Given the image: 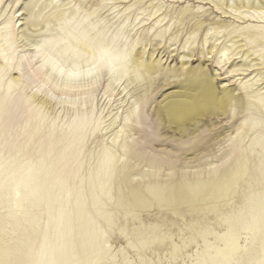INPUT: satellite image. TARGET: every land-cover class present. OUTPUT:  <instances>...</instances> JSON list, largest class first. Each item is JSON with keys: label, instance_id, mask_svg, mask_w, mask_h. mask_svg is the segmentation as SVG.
Listing matches in <instances>:
<instances>
[{"label": "rangeland", "instance_id": "obj_1", "mask_svg": "<svg viewBox=\"0 0 264 264\" xmlns=\"http://www.w3.org/2000/svg\"><path fill=\"white\" fill-rule=\"evenodd\" d=\"M24 1L26 0H0V44L2 45L0 61H4L1 48H4L5 45V51L15 57L21 56L24 64V73L17 69L19 61H16L12 68L8 67L9 75L21 78L20 84L14 86L9 91L10 94L7 92L6 82L0 87V166L10 156H13V160L16 162L31 159L32 163L43 158L45 168H49L57 161L55 171L50 177L51 186L48 201L43 204L45 210H43L42 226L39 231V242L45 240L51 243V240L53 242L55 238L54 231L58 221L66 220L65 213L60 215V208L72 205L74 199L72 196L80 185V181L83 178L87 179L91 173H95L101 160L103 147L111 144L112 140L117 138L126 126L135 124L133 121L126 124L124 120L127 115L131 114L136 102L139 103L142 112L151 113L164 94L184 88V73L180 68L181 54L190 58L192 66L199 64L207 66L212 76L218 71L219 75L215 77L214 84L222 94L225 85L231 89L233 87L236 94L244 95L241 83L246 80L244 78L248 74L246 76V73L242 71L231 72V64L239 62V60L243 61L244 54L232 55L228 53L224 56L220 49L230 40V37L232 38L231 34L237 25L238 27L248 23L264 25V20L240 17L238 13L235 14V8L229 6V0H205V2L204 0H55V2L66 3L63 4L68 10L70 9L67 16L74 11L75 14L77 13L76 19L87 17L86 24H93L96 31L105 30L108 38L118 33L117 39L120 43L132 44L138 40L137 44L140 46L137 45V47L145 46L147 55L154 49H156V56L163 55L164 61L166 60L164 63L169 64L172 69L143 80L144 82H139L138 84L142 83L139 87L137 83H134V87L133 84L127 86L126 80L111 81L110 74L106 69L99 76H95L98 72L90 75L83 74L79 77L81 82L73 79V76L67 78L66 73L72 69V61L74 59L81 61L80 58L72 55V52L64 54L62 60L66 71L55 78L48 72V66H42V57L39 55L48 56L47 46L50 44L48 39L43 43L41 35H50L55 32L57 36L58 33L54 30H44L35 33L33 39H29L30 41L21 38L18 34L25 22L26 11L22 9ZM252 1L255 2V0ZM186 5L192 10L195 7L194 11L197 12L198 18L203 10L206 11L204 15L206 22L201 28H198L200 30L196 26L194 28L195 20H191L190 11H188L189 13L185 11ZM200 6H204V9L201 10ZM183 16L186 18H181ZM161 18L163 19L161 20ZM216 18L218 19L216 20ZM221 23L228 24L227 28L224 26L225 28H218L219 30L212 32L211 39L206 44L204 35L207 33L209 25ZM5 26L11 30L10 36H3ZM196 29L197 33H193ZM229 32L230 34H228ZM186 34L189 35V38ZM213 35L217 37L212 38ZM192 36L195 37L193 40H191ZM216 38H218L219 47L217 46L215 51L209 52V46ZM194 39L199 43L195 42V45ZM46 42L48 44H45ZM242 42L243 44L245 42L246 46L243 50L249 51L252 58L261 61L259 57L264 51L260 53L258 50L263 47L258 49L259 46L251 45L244 39ZM201 47L204 49V54L201 52ZM35 53L37 56H33ZM4 63L6 62L4 61ZM80 69L83 72L87 68ZM259 69L264 72V64ZM254 72L255 70H250L249 75ZM259 84L260 87H263L264 79ZM227 110L228 113L223 116L207 114L204 118L199 117L198 119L208 124L205 135L222 134L215 140V155L209 157L211 163L220 165L219 169L227 167L235 157L234 155L229 157L227 152L237 138L242 140L237 152L240 154L246 151L249 155L248 167L244 173L239 175L233 191L229 194V198H226L228 201H221L213 209L204 207L197 211L190 210L186 206L174 210L172 205L171 208L169 207L170 204L155 201L148 209L131 212L115 204L119 194L118 189L113 190L112 200L101 194L102 199L112 211L113 217L111 222L98 215L94 217L96 226L106 234L105 241L109 247L104 256L97 259L94 264H214L213 255L216 256L215 254L220 252V249L224 248L226 244L220 235L229 236V234L235 233L239 234L241 248L232 255L231 264H251L249 261L252 259L253 251L257 248L255 245H257L258 237L254 234L253 218L249 217L251 206L256 204L260 198H264V194H262L264 190L261 187L262 180L258 171V165H262V162L258 155H254L256 153L250 151L249 145L257 133L263 130V127H248L243 119L246 113L259 114L264 118V108L254 109L252 107L250 110L245 109V113L234 112L230 107ZM85 113L93 116L92 121H88L82 129L72 131L71 124L74 119ZM213 123L217 126L214 127ZM170 133L173 134V132ZM118 140L121 141V138ZM57 157L59 158L57 159ZM138 166L134 168L135 171L132 169L130 172L136 173L135 182L141 189L153 180L165 182L169 179L167 168H161L155 177H146L144 174L151 173L153 169H150L148 163ZM210 167L207 164L195 165L188 167L187 170L190 169L188 170L190 173L201 171L203 178H217V174L211 172ZM176 170L178 172L179 167ZM56 180H59V183L52 189V183ZM84 186H87L85 189L88 191L89 183H85ZM241 215L246 219L241 220ZM4 217V223L0 229V239L4 243L12 244L19 235L20 227L12 228L10 223L12 216L5 215ZM74 251L77 252L78 248H75ZM32 256L33 259L36 258L37 250L33 251Z\"/></svg>", "mask_w": 264, "mask_h": 264}, {"label": "bare ground", "instance_id": "obj_2", "mask_svg": "<svg viewBox=\"0 0 264 264\" xmlns=\"http://www.w3.org/2000/svg\"><path fill=\"white\" fill-rule=\"evenodd\" d=\"M229 2V6L235 8V14L238 13L240 17H253L254 19L264 20V0H255V2L252 0H229ZM63 3L55 2V0L24 1L22 9L26 11L25 22L18 34L21 38L29 40L35 36V33L37 34L44 30L57 31V36L55 32L50 35H41L43 37L42 42L44 43L48 39L50 44L47 46L48 48L46 47L49 50L48 56L45 54L39 55L42 57V66H48V72L53 74L55 78H58L66 71L62 59L64 54L71 52L72 55L80 58L81 61L74 59L72 61V69L67 71L66 76L67 78L73 76V79L79 82H81L79 77L83 74L90 75L98 72L95 76H99L106 69L110 74L111 81L122 82V80H126L127 86L128 84H133L134 86V83L138 84L165 70L172 69L169 64L164 63L166 60L164 61L163 55L156 56V49L147 55L145 46L137 47L138 40L137 42H132V44L120 43L117 39L118 33L108 38L105 30L99 29L96 31V27L93 24H86L87 17L76 19L75 15L77 13L75 14L74 11L67 16L70 9L68 10L65 6L66 3ZM222 5L220 6L223 7ZM203 7L200 6L199 8L202 10L204 9ZM190 8L183 9L187 13L190 11L191 20H195L194 28L195 26L197 29L201 28L206 22L204 20L206 11L203 10L198 18L197 12L194 11L195 7L193 8L194 10ZM181 18L186 17L183 16ZM72 19H74V23H72ZM259 24L248 23L239 27L235 24L237 28H233L232 38L230 37V40L228 38L229 41H225L226 44L220 49L221 54L224 56L228 53L232 55L244 54L245 58H242L243 61L239 60V62L231 64V72L242 71L246 73V76L248 74L244 78L246 80L240 81L244 88V95L236 94L233 87L231 89L225 85L223 86L222 94L214 84L215 77L219 75L218 71L212 76L207 66L202 64L192 66L190 58L181 54L180 68L184 73V88L164 94L158 100V104L151 113L142 112L139 103L136 102L131 114L127 115L124 120L126 124L129 121H133L135 124L126 126L117 138L113 137L111 144L103 145L101 160L95 173H91L87 179L83 178L80 181V185L75 189L74 196H72L74 198L72 205L60 208V215L65 213L66 220L62 221L60 219L58 221L54 231L55 238L53 242L51 240V243H48L43 240L40 243L39 231L42 226L43 210H45L43 204L48 201L51 186L50 177L55 171L57 161L56 163L53 162L54 165L49 164V168H45L43 158H39L37 162L33 161L32 163L31 159L16 162L13 160V156L8 157L6 162L0 166V229L4 223V216L9 215L12 216L11 227H20V231L12 244L4 243L0 239V264H94L97 259H101L109 250L105 241L106 234L101 228L96 226L94 217L98 215L109 222L112 221V211L102 199L101 194L112 200V192L115 188L119 191L115 204L131 212L148 209L155 201L165 202L167 205L170 204L169 207L172 205L174 210H178L181 206H186L190 210L197 211L204 207L213 209L218 203L226 200L233 191L239 175L246 171L249 155L246 151L240 154L237 152L239 143L242 141L237 138L230 145L227 152L229 157H232V155L235 157L232 158L227 167L222 170L219 169L220 165L211 163L209 157L215 155V140L222 134L218 133L215 136L205 135L208 130V124L198 118H204L207 114L226 115L228 107L230 109L233 108L234 112L239 111L241 113L245 109L250 110L252 107L254 109L264 108V86L260 87L259 84L264 79V72L259 69L264 64V25ZM193 26L189 27L192 28ZM224 26L226 27L228 24H210L207 33L203 34L205 37L204 42L207 44L211 39L210 34L214 33L218 28L223 29ZM197 29L193 33H197ZM187 34L186 36L189 38ZM4 35H11V30L7 26H5ZM214 35L212 38L217 37ZM193 38L195 37L192 36L191 40ZM173 39L175 40V38ZM243 39L251 45L259 46L257 47L258 49L263 47L258 50L260 53L263 52L261 57H259L261 61L252 58L253 56L251 57L249 51L243 50L246 48L245 42L244 44L242 42ZM217 41L218 38L212 41L211 44L209 43V52H213L217 46L219 47ZM48 42L45 44H48ZM195 42L198 41L194 39V44ZM5 47L4 45V48H1L3 51L2 58L6 63L0 61V87L6 82L7 92H9L14 86L20 84L21 78L9 75L10 70H8V67L12 68L16 61H19L17 69L24 73V64L21 56L15 57L12 54H8L5 51ZM250 51L253 52V50ZM201 52L204 54V49ZM33 56H37L36 53ZM83 67L87 69L82 72L80 68ZM250 70H255V72L249 75ZM75 80L73 81L76 82ZM140 84H138V87ZM255 115L246 113L243 120L244 122L246 121L245 123L248 127H263V130L257 133V136L254 140L252 139L253 141H251L249 146L250 151L256 153L254 155H258L262 162V165H258V171L262 180L261 187L264 190V118L259 114ZM41 118L43 117L41 116ZM92 119V115L81 114L74 119L71 124L72 128H70L72 131L80 130ZM212 125L214 127L217 126L214 123ZM170 132H173V134ZM120 138L121 141L118 140ZM143 163H148L150 169H153L151 173L144 174V176L155 177L161 168H167L169 179L165 182L153 180L148 182L145 188H139L135 182L136 173L130 172V170H134L136 166ZM203 164L210 165V171L217 174L218 177L207 179L201 177V171L196 170L197 172L190 173L188 172L190 169L187 170L188 167ZM178 167L179 171L177 172L176 168ZM58 183L59 180L52 183V189ZM85 183H89L88 191L85 189L87 187L84 186ZM68 193L70 192L68 191ZM261 199L251 206L249 217L250 219L253 218L254 234L258 237L257 245H255V248H257L253 251L252 259L249 261L251 264H264V198ZM47 206L46 208H48ZM57 210L59 211V208ZM128 213L130 214V212ZM240 219L246 218L241 215ZM220 237L226 244L224 248L220 249V252L218 251L215 254L216 256L213 255L214 264H231L232 255L236 254L241 248L239 234H229V236L223 234ZM75 248H78L77 252L74 251ZM34 250H37L35 259L32 256Z\"/></svg>", "mask_w": 264, "mask_h": 264}]
</instances>
